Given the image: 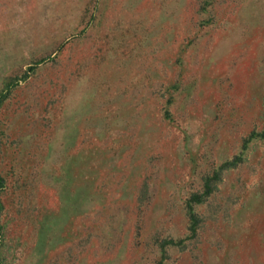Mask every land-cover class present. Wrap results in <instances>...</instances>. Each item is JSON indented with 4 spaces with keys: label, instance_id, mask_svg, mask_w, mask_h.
I'll list each match as a JSON object with an SVG mask.
<instances>
[{
    "label": "rangeland",
    "instance_id": "374dc122",
    "mask_svg": "<svg viewBox=\"0 0 264 264\" xmlns=\"http://www.w3.org/2000/svg\"><path fill=\"white\" fill-rule=\"evenodd\" d=\"M0 178V264H264V0H0Z\"/></svg>",
    "mask_w": 264,
    "mask_h": 264
},
{
    "label": "trees",
    "instance_id": "16d2710c",
    "mask_svg": "<svg viewBox=\"0 0 264 264\" xmlns=\"http://www.w3.org/2000/svg\"><path fill=\"white\" fill-rule=\"evenodd\" d=\"M230 163H227V166L229 165ZM233 166V165H232ZM1 180V178H0ZM207 183L205 184V187H204V193L202 194V196H208L210 194V184H209V181L210 179H207ZM201 195L200 196H194V198L192 199V202L193 203H200L202 202V199H201ZM192 202H189L188 204V209H189V217L191 218V220L194 222L196 219H195V215L192 213V206H193V203ZM0 229H1V226H0ZM193 232H194V229H193Z\"/></svg>",
    "mask_w": 264,
    "mask_h": 264
}]
</instances>
